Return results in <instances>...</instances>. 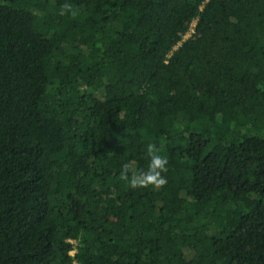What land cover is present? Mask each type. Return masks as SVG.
<instances>
[{"label": "trees", "instance_id": "obj_1", "mask_svg": "<svg viewBox=\"0 0 264 264\" xmlns=\"http://www.w3.org/2000/svg\"><path fill=\"white\" fill-rule=\"evenodd\" d=\"M0 264H264V0H0Z\"/></svg>", "mask_w": 264, "mask_h": 264}, {"label": "clouds", "instance_id": "obj_2", "mask_svg": "<svg viewBox=\"0 0 264 264\" xmlns=\"http://www.w3.org/2000/svg\"><path fill=\"white\" fill-rule=\"evenodd\" d=\"M64 11H71V6L65 3L61 8V14ZM147 155L150 157L147 171H141L139 175L133 176L128 180L127 170L128 165L123 166L121 171V179L128 180L132 187L146 186L149 183L162 184L164 183V178L161 177V172L166 171L167 158L156 154V150L153 144H148Z\"/></svg>", "mask_w": 264, "mask_h": 264}, {"label": "built area", "instance_id": "obj_3", "mask_svg": "<svg viewBox=\"0 0 264 264\" xmlns=\"http://www.w3.org/2000/svg\"><path fill=\"white\" fill-rule=\"evenodd\" d=\"M191 31H193V28L191 29ZM76 250H77L76 247H74V248L70 251V253L74 255V254L76 253Z\"/></svg>", "mask_w": 264, "mask_h": 264}, {"label": "bare ground", "instance_id": "obj_4", "mask_svg": "<svg viewBox=\"0 0 264 264\" xmlns=\"http://www.w3.org/2000/svg\"><path fill=\"white\" fill-rule=\"evenodd\" d=\"M191 33H192V31L190 30L189 33L186 35V37H188Z\"/></svg>", "mask_w": 264, "mask_h": 264}, {"label": "rangeland", "instance_id": "obj_5", "mask_svg": "<svg viewBox=\"0 0 264 264\" xmlns=\"http://www.w3.org/2000/svg\"><path fill=\"white\" fill-rule=\"evenodd\" d=\"M227 14H228V13L226 12V15H227ZM226 15H225V16H226ZM201 38H202V37H201ZM200 40H201V39L199 38V40H198L197 42L200 43Z\"/></svg>", "mask_w": 264, "mask_h": 264}]
</instances>
